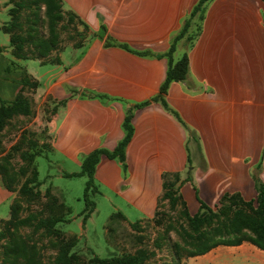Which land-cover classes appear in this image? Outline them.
I'll use <instances>...</instances> for the list:
<instances>
[{
    "label": "crops",
    "instance_id": "obj_1",
    "mask_svg": "<svg viewBox=\"0 0 264 264\" xmlns=\"http://www.w3.org/2000/svg\"><path fill=\"white\" fill-rule=\"evenodd\" d=\"M198 2L63 0L95 35L83 47L63 51L58 63L34 58L29 60L36 64L25 65L26 76L37 81L35 101L54 106L38 140H51L60 177L80 172L95 150L113 152L132 110L125 160L102 154L94 174L101 197L128 221L173 208L165 197L169 190L178 198L175 207L193 216L202 203L220 212L232 205L231 195L254 201L256 180L264 184V0H210L198 37L191 46L183 38L173 53L175 61L188 53V79L170 83L169 108L153 100L166 80L172 40ZM10 9L0 0V30L9 44ZM6 70L0 105L23 87ZM16 197L0 166V225L10 219ZM227 248L235 251L227 264H264V250L248 241L217 245L186 264H218Z\"/></svg>",
    "mask_w": 264,
    "mask_h": 264
},
{
    "label": "rangeland",
    "instance_id": "obj_2",
    "mask_svg": "<svg viewBox=\"0 0 264 264\" xmlns=\"http://www.w3.org/2000/svg\"><path fill=\"white\" fill-rule=\"evenodd\" d=\"M5 4L15 8L18 38L12 47L0 30V80L7 67L16 73L17 87L23 85L18 95L24 98V85L28 87L26 98L33 99L34 114L14 113L0 130L2 175L17 192L13 215L0 225V264H97L95 256L126 255H137L139 264H186L190 253L199 252L214 239L210 235L216 232L213 228L218 220L194 222L179 205L152 218L128 221L122 212L112 211L100 192L92 198L94 211L84 220L90 209L84 199L87 178L60 177V159L51 140H38L46 133L40 134L42 122L52 115L54 106L42 107L35 101L36 81L26 76L25 65L36 64L29 60L34 58L58 63L63 51L73 45L83 47L92 33L66 10L63 0H5ZM13 51L15 68L11 65ZM30 150L34 154L41 151L36 161L25 159ZM243 208L252 213L253 208ZM222 210L220 239L234 231L242 238L257 237L247 220L232 223L233 208L227 205ZM255 217L263 219L257 212ZM221 251L214 263H231L235 251Z\"/></svg>",
    "mask_w": 264,
    "mask_h": 264
},
{
    "label": "trees",
    "instance_id": "obj_3",
    "mask_svg": "<svg viewBox=\"0 0 264 264\" xmlns=\"http://www.w3.org/2000/svg\"><path fill=\"white\" fill-rule=\"evenodd\" d=\"M209 1L210 0H199V2L196 4L193 11L189 15V17L186 18V20L184 21V24L181 30L179 31V33L172 40L170 50L167 53V56L169 57V66H168L166 80L162 84L159 94L153 98V100H160L166 108H169V106L166 101L165 95L167 93L170 83H172L173 81L183 82L188 79V70H189L188 53L185 52L178 61L174 60L173 53L176 50L178 42L182 40L183 38H186L189 46H191L194 40L198 37L200 30H201V22L204 19V14H205L206 7ZM14 9L15 8H11L9 10L11 20L9 21L8 25L5 26L6 31L10 32L11 34L10 44L12 45V47L15 46L17 42V41H14V39L18 38L16 37L18 33L16 25L13 23V22H16V19H17ZM46 14H47V11H46ZM195 19H197V21L199 22L195 23L196 28L194 30L193 28L195 27L194 26ZM83 25L85 26V28H87L85 24ZM92 35H95V34H92ZM13 56L17 57L16 52L14 54V51H13ZM24 82H26V79L24 80ZM36 86H37V81H36ZM145 103H148V102H145ZM140 105H143V104H140ZM140 105H137V106H140ZM19 112H22L23 114L32 113L31 103L28 98H26L25 96L24 98H22L20 95H18L13 101H7V100L1 99L0 130L4 127V123L6 122L7 117H10L12 114L19 113ZM132 117H133V112L132 110H130L128 114L126 115V118L124 121V128L126 131V135L113 152H110L104 149L95 150L92 153H90L87 157L84 158L80 172L67 174L68 176H84V175L87 176L86 186L84 190V199L86 203L89 204L90 202V209L88 210L86 216L84 217V220H86V217L89 216V214H91L95 209V201H93L92 198L93 196L99 193V189H98V186L96 185L94 174H95L96 165L100 160V156L102 154H106L110 157H117L121 161L125 160V148L133 134V127L131 123ZM31 148L33 149L32 144H31ZM40 154H41V151L40 153L34 154V151L30 150L24 155H25V159H28L31 162V161H35L38 155ZM256 183H257V191H258L256 200L245 202L238 195H231L227 199L232 203V205H228V209H232V208L234 209L233 217L231 219L232 223L241 221V220H244V221L247 220L249 222L250 228L256 231L257 237L242 238L241 234L234 231V232H229L228 237L224 236V237H221L222 239H220V217L221 215H225V212H223L222 209L220 210V212H214L206 204L202 203L201 210L197 214L192 216L193 221L204 223L208 219L209 220L215 219V220H218L219 223L213 228V230L216 229V232L212 231L210 236L214 237V239L210 242V244H207L199 252L190 253L189 256L203 254L217 245H239L243 241H248L252 243L253 245H255L256 247H258L259 249L264 250V184L259 179L256 180ZM165 197H168L172 203V207H175L178 201V198L175 196V192L173 190H169L165 194ZM243 206L247 208L249 207L253 208L252 213L247 214V211L243 208ZM251 208L249 209L251 210ZM256 212L262 215L263 217L262 220L257 219L255 217ZM13 213H14V204L12 205V215ZM93 262H96L97 264H139L137 255L136 256L126 255L124 257H116V258H99L98 256H95L93 259Z\"/></svg>",
    "mask_w": 264,
    "mask_h": 264
}]
</instances>
